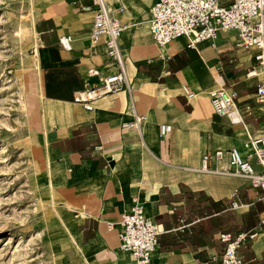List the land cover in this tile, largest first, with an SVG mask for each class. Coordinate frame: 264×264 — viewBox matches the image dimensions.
Returning <instances> with one entry per match:
<instances>
[{
	"label": "crops",
	"instance_id": "1",
	"mask_svg": "<svg viewBox=\"0 0 264 264\" xmlns=\"http://www.w3.org/2000/svg\"><path fill=\"white\" fill-rule=\"evenodd\" d=\"M155 1L107 0L125 26L119 43L128 87L95 100L90 109L73 94L117 71L104 40L90 41L91 0L44 5L34 25L37 58L27 83V127L41 137L53 179L74 208V262L135 264L119 247L118 220L137 197L163 230L148 264H221L225 243L219 236L227 232L252 235L238 254L243 264H264L261 189L247 178L200 170L202 155L215 148L236 146L246 154L243 125L214 112L211 89L234 93L250 133H264L255 98L260 76L247 74L255 51L238 46L234 31L220 32L214 45L189 47L180 37L158 47L149 27ZM67 33L73 36L70 51L58 42ZM89 68L99 74L88 75ZM134 114L145 116L139 129L124 127ZM162 124L171 130L161 137Z\"/></svg>",
	"mask_w": 264,
	"mask_h": 264
},
{
	"label": "built area",
	"instance_id": "2",
	"mask_svg": "<svg viewBox=\"0 0 264 264\" xmlns=\"http://www.w3.org/2000/svg\"><path fill=\"white\" fill-rule=\"evenodd\" d=\"M91 2L95 7V13L89 34L90 41L95 45L101 39L104 40L106 54L115 62L117 71L100 77L97 84L73 94V100L81 103L86 109L92 108L95 100L117 92L122 87H128L119 43L125 26L119 22L116 11L109 8L107 0ZM80 7L85 8L82 5ZM149 13L151 35L158 47L166 46L180 37L188 39L189 47L202 41H210L214 45L220 32H236L237 45L255 51L253 55L255 64L247 74L260 76L255 98L264 114V0H230L228 4H222L219 0H156ZM72 41L73 36L68 33L58 38L60 47L65 51L72 50ZM87 73L96 76L99 71L89 68ZM209 97L217 115L243 125L246 132V139L243 142L246 154H242L236 147L215 148L202 155L200 170L247 178L253 187L261 189L264 197V133L258 135L250 133L242 120L234 93L224 87H218L210 90ZM243 109L249 113L251 106L245 105ZM144 120V115L134 114L133 122L125 123L124 127L139 129ZM170 130L169 124H162L160 136H165ZM210 163L224 165L212 169ZM232 206H237L236 201L232 202ZM260 222L264 223V212L261 213ZM118 226L120 249L129 253L135 264H148L163 230L145 214L144 205L137 197H133L130 208L120 214ZM247 237L252 235L247 233L233 235L229 232L220 234V240L225 243L220 263L243 264L238 249Z\"/></svg>",
	"mask_w": 264,
	"mask_h": 264
},
{
	"label": "rangeland",
	"instance_id": "3",
	"mask_svg": "<svg viewBox=\"0 0 264 264\" xmlns=\"http://www.w3.org/2000/svg\"><path fill=\"white\" fill-rule=\"evenodd\" d=\"M65 1L0 0V264H75L74 208L27 127L34 25L44 5Z\"/></svg>",
	"mask_w": 264,
	"mask_h": 264
},
{
	"label": "bare ground",
	"instance_id": "4",
	"mask_svg": "<svg viewBox=\"0 0 264 264\" xmlns=\"http://www.w3.org/2000/svg\"><path fill=\"white\" fill-rule=\"evenodd\" d=\"M34 57H35V59L37 58V49L35 50V54H34ZM35 64H36V62H35ZM34 64V65H35ZM38 65V64H37ZM40 84V83H39Z\"/></svg>",
	"mask_w": 264,
	"mask_h": 264
}]
</instances>
